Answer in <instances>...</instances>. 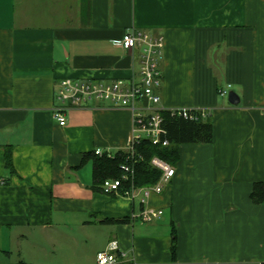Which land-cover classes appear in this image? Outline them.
<instances>
[{
	"label": "crops",
	"instance_id": "obj_1",
	"mask_svg": "<svg viewBox=\"0 0 264 264\" xmlns=\"http://www.w3.org/2000/svg\"><path fill=\"white\" fill-rule=\"evenodd\" d=\"M131 28L163 38L160 101L137 106L206 110L213 134L179 145L143 203L95 190L84 157L127 150L129 109L94 100L63 126L52 116L64 78L138 77L139 47L115 43ZM0 180L1 264H95L110 240L120 264H264V204L249 197L264 181V0H0ZM142 209L160 213L141 222Z\"/></svg>",
	"mask_w": 264,
	"mask_h": 264
},
{
	"label": "built area",
	"instance_id": "obj_2",
	"mask_svg": "<svg viewBox=\"0 0 264 264\" xmlns=\"http://www.w3.org/2000/svg\"><path fill=\"white\" fill-rule=\"evenodd\" d=\"M115 43L125 50L139 47L138 77L111 81L64 78L57 84L56 99L59 104L53 108L52 116L60 126H63L66 122L64 115L66 108L84 106L94 100L109 102L110 106L113 107L129 109L132 113L133 126L131 142L125 151L128 153V158L133 155L134 146L141 139H148L152 144H161L163 146L167 144V141L161 138V119L158 113L163 108L153 109L149 113H144L143 108L137 106L139 101H146L149 107L157 105L160 101V97L155 93L154 89L160 84L158 60L163 51V38L161 35L152 36L131 28L126 30ZM168 110L173 113L183 114L185 117L188 111H191L193 115H196V112L202 117L208 115V112L203 109L183 107ZM190 117L192 116L190 115ZM94 153L102 155L104 152L97 148ZM105 153L107 156H112L109 152ZM150 163L161 171L158 181L154 184L135 186L133 184L134 171L132 166L128 163H122L120 165L121 176L117 179H105L101 184L102 192L133 199L136 196V192L139 191L142 195L141 203L144 202L150 193H160L174 175V166L156 156L151 158ZM125 182H128L129 186L120 192L119 187L124 185ZM0 183H3V181L0 180ZM159 213L160 210L157 209H142L136 217L141 222H148L157 217ZM126 259L127 253L119 248L115 240H110L104 249L97 252L95 264H120Z\"/></svg>",
	"mask_w": 264,
	"mask_h": 264
},
{
	"label": "trees",
	"instance_id": "obj_3",
	"mask_svg": "<svg viewBox=\"0 0 264 264\" xmlns=\"http://www.w3.org/2000/svg\"><path fill=\"white\" fill-rule=\"evenodd\" d=\"M158 113L161 119V138L167 141L165 146L152 144L148 139H141L135 144L133 155L128 158V153L125 151H118L112 156H107L105 152L102 155H96L94 151L84 155L85 158L87 157L92 161V186L95 190L101 189V184L105 179L119 178L122 174L120 169L122 163H128L132 166L134 171L133 184L135 186L152 185L158 181L161 175V171L151 165L152 157L156 156L174 166L179 159V145L191 143L207 144L213 139L209 114L202 117L196 112V115H193L191 111H188L185 117L183 114L173 113L168 109H161ZM5 166L7 168L10 167L9 154L6 155ZM128 186V182H125L124 185L119 187V191L122 192ZM249 197L255 204H264V181H256L252 184ZM107 221L127 223L128 218ZM176 242V231L174 226H172L170 253L173 260L176 254ZM8 264L29 263L20 260Z\"/></svg>",
	"mask_w": 264,
	"mask_h": 264
},
{
	"label": "rangeland",
	"instance_id": "obj_4",
	"mask_svg": "<svg viewBox=\"0 0 264 264\" xmlns=\"http://www.w3.org/2000/svg\"><path fill=\"white\" fill-rule=\"evenodd\" d=\"M6 259H4V260H2L1 258H0V264H1V261H5ZM9 261V260H8ZM14 260H10V262H13ZM6 263V262H5Z\"/></svg>",
	"mask_w": 264,
	"mask_h": 264
}]
</instances>
